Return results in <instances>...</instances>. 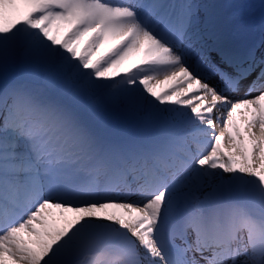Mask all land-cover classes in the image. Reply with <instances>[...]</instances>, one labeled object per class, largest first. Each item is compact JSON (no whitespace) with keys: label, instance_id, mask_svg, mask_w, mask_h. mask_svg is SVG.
Listing matches in <instances>:
<instances>
[{"label":"snow or ice","instance_id":"obj_1","mask_svg":"<svg viewBox=\"0 0 264 264\" xmlns=\"http://www.w3.org/2000/svg\"><path fill=\"white\" fill-rule=\"evenodd\" d=\"M0 264H264V0H0Z\"/></svg>","mask_w":264,"mask_h":264},{"label":"bare ground","instance_id":"obj_2","mask_svg":"<svg viewBox=\"0 0 264 264\" xmlns=\"http://www.w3.org/2000/svg\"><path fill=\"white\" fill-rule=\"evenodd\" d=\"M225 1L226 0H219V2L220 3H218V5H221V6H224L225 5ZM229 2H230V4L229 5H231L232 3H233V1L232 0H229ZM237 6L238 5H243V4H256V5H259V2H260V0H237ZM225 9V7H222V8H220V9H218V11H220L221 12V10H224ZM259 11V12H261V10L259 9V7H257L256 9H254L253 10V13L255 12V11ZM230 12L229 11H226L224 14H223V18H224V20H228V22L229 23H232V22H234V21H230L229 20V17H227V15H229V16H231L232 14H229ZM261 15H262V12H261V14H259V17H257V19H254L255 21H258V20H261ZM246 16L247 15H245V16H243V17H240V18H242V20L241 21H243V20H245V18H246ZM240 18H238V19H240ZM161 87H163L162 85H158L157 86V89L159 90ZM236 111H238L239 112V116H242L241 117V119L243 120V123H237V125H239V128H240V131L241 132H245V128H246V122H245V120H244V113H245V109L243 108V107H241V108H238ZM217 123H219V121H217ZM235 124H234V127H233V132L235 133ZM245 140H247V135H246V132H245Z\"/></svg>","mask_w":264,"mask_h":264},{"label":"rangeland","instance_id":"obj_3","mask_svg":"<svg viewBox=\"0 0 264 264\" xmlns=\"http://www.w3.org/2000/svg\"><path fill=\"white\" fill-rule=\"evenodd\" d=\"M213 1H214V0H205V2H207V3H212ZM61 34L63 35V33H61ZM108 47H109L108 45H104V46L101 48L100 53H97V55L102 54L104 51L107 50ZM132 62H133L132 60L126 61V62H125V66L130 65ZM238 121H239V120H238ZM239 123H243V121H239Z\"/></svg>","mask_w":264,"mask_h":264}]
</instances>
